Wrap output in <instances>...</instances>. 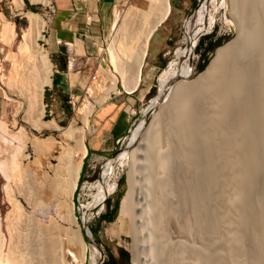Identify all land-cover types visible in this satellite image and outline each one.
<instances>
[{"label": "bare ground", "instance_id": "6f19581e", "mask_svg": "<svg viewBox=\"0 0 264 264\" xmlns=\"http://www.w3.org/2000/svg\"><path fill=\"white\" fill-rule=\"evenodd\" d=\"M43 1L47 3L51 0ZM125 2L128 5L122 12L118 6L115 9L111 55L116 62L117 71L119 70L125 78L126 87L133 91L141 83L152 35L169 15L172 7L170 0H149L147 8ZM18 4L23 8L24 0H18ZM246 13L252 26L260 24L264 29V20L258 19V9L255 5L247 8ZM27 14L29 25L24 31V42L20 46L21 61L18 63L15 61L8 80L10 84L16 85L19 94L23 96L21 108L27 103V117L36 127L39 129L61 127L55 119L44 118V89L46 85L52 83L54 69L49 50L37 43V36L43 35L42 29L48 20L33 10L27 11ZM195 16L193 14L185 19V44L174 49L170 64L163 73V78L167 79V82L161 86L160 95L153 100V104H159L160 109L154 113L149 125L141 122L135 126L130 139V142H133L139 133L144 132L146 139L152 137L155 138V142L160 141L162 139V133L158 129L160 121L167 118L168 122L176 120L181 112L192 118L199 117L200 125L203 126L192 128L184 135L187 139L194 140L189 150L192 156L191 174H188L190 170L179 167L170 156L151 159L147 167L149 175L146 174L150 184L145 193L152 198L153 204L150 202L148 210L154 208L163 223L171 221L177 236L176 251L172 252L176 264H250V261H253V264H264V173L257 174L258 191L250 192L256 205L252 220L246 205L237 198L231 200L229 196V188L237 184L236 178L240 176L232 170L234 165H238L234 157L242 153L241 149L230 143L238 145L242 139L249 146L255 143L264 144V136L261 135L264 134V30L254 53L248 43L249 39L240 33L236 38L217 48L206 69L198 76L183 79L182 75L191 71L196 57L195 46L199 39L197 31L200 27ZM135 24H140V30L134 28ZM214 24L212 13L207 25L212 27ZM11 32L14 34L12 27ZM246 52L252 57L251 62ZM246 64H249V68L245 73ZM235 75H253V83L241 82L243 85L241 95L234 103L227 100L225 106L214 113H209L205 109L190 112L185 108L184 102L187 98L199 96H204L213 105L219 104L218 96L222 97L226 93L225 88ZM97 76V73L93 74L94 79ZM100 80L102 81L100 89L104 92L102 99L108 98L112 92L119 91L117 74L105 67L101 69ZM230 125H233L234 130ZM168 126L169 124L166 125L167 129ZM257 126L261 129L258 130ZM64 129L68 134H74V128L71 129L69 126ZM173 133L174 131L169 128L168 134ZM81 139L82 147L87 151L84 134ZM34 144L42 151H50L56 147L62 149L58 156V164L53 166L56 179L43 176L39 180L40 184L33 183L34 179L24 176L21 161L16 160V157L7 163V171L9 170L10 175L16 180L19 179L20 194L29 205L35 204L36 201L38 204L42 202L46 184L55 195H66V202L60 211L61 216L76 228H72V225L66 226L67 224H63L61 220L59 223L51 218H43L32 210L28 211L16 197H12L14 218L8 220L12 251L8 255L5 253V256L0 255V261L3 264H67V250L75 243H80L78 256L84 264L88 244L82 234L73 199L83 165L82 160L76 159L78 148L52 135L43 140H34ZM213 152H216V155H212ZM120 153L121 151L103 169L105 173L107 172L106 176L102 171V177L95 183L97 191L92 200L87 203L81 202L82 218L85 221L95 214V212L93 214L95 209H99L102 199L117 190L118 177L111 164L117 161ZM253 155L258 156L256 148ZM121 157L123 164L131 155L125 153ZM252 159H255V156ZM155 165L158 166L157 171ZM135 172L130 173V188L122 198L120 212L122 216H129L132 219L134 235L137 238L136 234L141 226L138 209L142 208V198L138 194L140 187ZM153 190L155 194L152 197ZM88 232L92 234L91 229ZM178 232L181 236L179 249ZM93 245L94 243L91 244ZM99 260L100 256L96 250L92 264H99Z\"/></svg>", "mask_w": 264, "mask_h": 264}, {"label": "rangeland", "instance_id": "374dc122", "mask_svg": "<svg viewBox=\"0 0 264 264\" xmlns=\"http://www.w3.org/2000/svg\"><path fill=\"white\" fill-rule=\"evenodd\" d=\"M125 1L138 7L147 8L149 6V0H120L115 5H112L111 22L106 37L103 39L100 53L96 54L94 60V63H97L98 60L102 62L99 63L98 68L94 71L98 76L94 79L93 73L88 80V84L84 86L85 88L83 86H77L76 90L73 92L58 93V95L54 94L53 96L56 97V99H54L51 93L47 90L48 85L50 86L53 84L54 77L56 76L54 75V60L49 52L54 71L52 74V83L46 85L44 89V118L47 120L55 119L61 127L39 129L34 125L33 121L27 117V103L21 108V100L24 98L19 94L16 85L14 86L9 83L10 81L8 80V77L11 70H13L15 61H17L16 63L21 61L22 56L20 53V46L24 42V31L29 25L27 11H36L48 20L47 24L42 29L43 35L40 34L37 36V43L49 50L48 45L45 42L47 40V29L51 24L54 0L47 3L43 0H24L23 8H20L18 0H1L0 30H2V25L5 34H7V38H9L10 35L13 36L15 34V36L10 42L9 47L0 54V228L2 229H0V255L5 256L12 251L10 250L8 230V220L14 218V200L12 197H16L23 208L28 211L32 210L43 218H51L53 221L59 223L61 220V222L63 221V224H67L66 226L72 225V228H76V226L71 224L69 220L67 221L61 216L62 212L60 211L62 210V205L66 202V195H55L54 192H52L51 187L46 184L42 195V202L40 201L38 204V201H36L35 203L37 204L36 206L39 207H35V204L33 203L34 206L32 204L29 205L20 194L21 184L20 181H18L19 179L16 180L13 175H10L9 170L7 171V163L12 158L16 157V160L21 161V166L24 170L23 174H25L24 176L32 180L34 179L33 183L36 184H40L39 180L43 176H48L50 179H56V173L53 166L58 164V156L62 153V149L56 147V149L50 151H42L35 146L34 140H43L51 135L55 136L57 139L78 148L76 159L79 160L81 156L80 149L83 144L81 139L83 134L84 141L88 144L91 134L95 132L97 126L109 124V117L113 113L109 114L108 118L101 121L100 118L97 117V114L100 112L98 110L101 107H105L107 103L112 100L118 99L121 101V96L126 94H114L119 92L116 91L112 92L108 98L102 99L104 92L100 89L102 85L100 72L101 69L105 67L108 71L117 74L118 87L127 88L125 78L122 77L123 75L120 74L121 72H119V70L117 71L116 62L112 59L113 57L111 55V48L114 39L112 26L116 19L115 9L118 6L119 11L122 12L124 7L128 5ZM170 2L172 4V0H170ZM29 4L33 7H30ZM251 5L257 7L258 19L263 21L264 0H198L196 7L191 10L189 16H183L182 19L178 17V25L171 33L173 41L167 47L162 49L158 63H152V56L148 51V56L143 66L141 83L139 84V87L131 91L132 94H129L138 97L135 105L130 109L133 113L130 126L126 132L117 139L115 147H112L106 152H99L97 155L88 156L89 158L85 161L84 168L81 170V175L78 180L77 188L74 191L73 199L75 203V211L78 216L77 219L80 223L84 239L88 244L87 257L85 258L84 264H92L96 250L100 258H102V264L109 260L110 254L117 256L120 260V264L177 263L175 258H173V253H175L177 246L175 243L177 236L176 231L172 227L171 221L169 220L168 222L163 223L160 221L157 213H155L154 208L148 210L152 198L145 193L150 184V180L147 181L146 176V174L149 175V173H147L149 170L147 167L148 164L150 165L151 159L170 156L179 167L184 170H190L191 172L188 174H191L192 156L189 150L191 149L190 144L191 142H194V140L187 139L184 135L189 132L190 129H196L195 127L202 126L200 125L201 119L199 117L192 118L181 112L176 120L173 119L168 122L167 118L165 121H160L158 129L162 133V139L156 142L155 138L152 137L146 139L144 137V132L139 133L137 138L133 142H130L131 136L133 135L132 132H134L135 126L141 122L149 125L154 117V113L160 109L159 104H153V100L160 95L161 86L165 85L167 82V79L163 78V73L170 64L174 49L179 45L185 44V19L190 17L196 10L194 15H196L195 17L198 20V25L200 27L197 31L200 37L198 36L199 39L195 46L196 57L193 61L191 71L182 75L183 79H193L206 69L219 46L236 38L240 33L243 37L249 39L248 43L252 47L253 53L256 51L257 43L262 37L264 29L263 27L261 28L260 24L254 26L250 24V17L247 15L246 9H250ZM212 13L214 14L215 24L212 27H209L207 24L209 22V16ZM1 22H4V24H1ZM10 22H13L14 25L10 24ZM11 27L15 28L14 34L11 32ZM134 28L136 30L139 28L140 30V24H135ZM209 36H212L215 40L225 38L226 36L227 38L224 39L225 41L215 49H209ZM175 39L178 41L174 42ZM202 40H204V42L200 46ZM246 55L251 62L252 57L247 52ZM205 61H207V64L204 69H199V66ZM248 68L249 64H246L244 66L245 73L248 71ZM252 76L253 75L233 76L228 86L226 88L223 87L226 89V93H224L222 97L218 96L219 104L217 105H213L210 100L206 99L204 96H199L187 98L184 102L185 108L190 112L205 109L209 113H214L224 107L227 100H232L234 103V100L238 99L241 95L243 88L241 82L245 81L252 84ZM5 106L6 109H4ZM145 114H150L147 119ZM231 114H233V112H231ZM167 124H169L168 129L171 128L174 131L173 134H168V129L166 128ZM131 125L132 128L130 129ZM69 126L71 129L74 128L75 130L73 135L68 134L64 129ZM230 128L234 130L233 125H230ZM257 129L260 130V126H257ZM261 135L264 136L262 133ZM230 144L241 149L242 153L239 155L237 154L234 157L236 160L235 163L238 165H234L232 170L239 173L240 176L236 178L237 184L229 188V196L231 200L237 198L241 203L246 205L250 220H252L256 205L254 204V197L251 196L250 192L258 191L257 174L264 173V144L257 145V143H255L254 145L249 146L246 145L242 139L239 140L238 145H235L234 143ZM255 148L258 151V156L253 155ZM117 150L119 152L121 151V156L127 153L131 155V158H128L129 160L125 159L122 164V161L120 160L122 157L120 156L117 161L111 164L118 177V188L114 193L101 200L98 209V211L101 209L99 214L93 218H91L93 215L89 217L91 218L89 225L93 238L103 249V255L101 256V251L98 245L94 243V245L91 246L85 237L84 226L81 221V216H83L81 202L87 203L89 200H92L94 193L97 191L95 183L99 180V174L107 166L110 160L113 159L112 155ZM212 155H216V152H213ZM253 156H255V159H252ZM110 166L108 168H110ZM157 167L158 166L155 165L156 171ZM132 171L138 176V187H140L138 194L142 198V208L140 207V209H138L141 226L138 234H136L137 238L134 235L132 219L129 216H122L120 212L122 198L130 188V173H132ZM106 173L103 171L105 176ZM233 175L235 176L234 173ZM154 194L155 191L153 190L151 196L153 197ZM117 199H120V206L116 218L114 220L102 219V215L107 211L108 205L110 204L111 207L114 206ZM104 203L105 205L102 209ZM180 239L181 236L178 232V249L180 246ZM80 248V243H75L69 248L70 251L67 250V264H82V260L80 256H78L80 254L78 252L80 251ZM73 249L76 252H73ZM121 249H124L128 253L122 254ZM0 264H3V262L0 261ZM250 264H253V261H250Z\"/></svg>", "mask_w": 264, "mask_h": 264}, {"label": "crops", "instance_id": "0c3cea01", "mask_svg": "<svg viewBox=\"0 0 264 264\" xmlns=\"http://www.w3.org/2000/svg\"><path fill=\"white\" fill-rule=\"evenodd\" d=\"M119 1L54 0L51 24L47 29L45 42L55 65L54 82L47 88L52 96L58 95V93L73 92L77 86L84 87L88 84L91 75L98 68L99 63H102L99 60L94 63V60L96 54L100 53L103 39L106 37L111 22V7ZM197 1L172 0L169 15L155 30L150 40L151 43H149L152 63H158L162 49L173 41L171 33L178 25V17L182 19L183 16H189L191 10L196 7ZM2 23L4 24V22ZM2 27L1 25L0 34L3 35H0V54L9 47L15 36L10 35L7 38ZM177 41V39L174 40V42ZM123 93L126 95L121 96V101L112 100L98 110L100 112L97 117L101 121L108 118L109 114H113L109 117V124L97 126L95 132L91 134L89 142L86 144L87 151L83 147L80 149L79 160L83 161L81 170H83L88 156L97 155L99 152H106L115 147L117 139L130 126L133 115L130 109L135 105L138 97L129 95L132 94L131 91L121 87H119V92L114 94L122 95ZM53 97L56 99L55 96Z\"/></svg>", "mask_w": 264, "mask_h": 264}, {"label": "trees", "instance_id": "16d2710c", "mask_svg": "<svg viewBox=\"0 0 264 264\" xmlns=\"http://www.w3.org/2000/svg\"><path fill=\"white\" fill-rule=\"evenodd\" d=\"M30 7H33L32 5L29 4ZM213 36V35H212ZM212 36L210 37V41L208 44V48L209 49H215L217 46L221 45L227 38V36L225 38H220L218 40L213 39ZM204 40H202L200 42V46L203 44ZM206 60V59H205ZM207 61H205L204 63H202L199 66V69H204V67L206 66ZM49 93V92H48ZM109 201V200H108ZM119 206H120V199H117L114 203V206L111 207V205H108V209L107 211L102 215V219H106V220H114L116 218V215L118 213L119 210ZM121 253L122 254H126L128 253L127 251H125L124 249H121ZM104 264H120V260L117 256H115L114 254H110L109 260L105 261Z\"/></svg>", "mask_w": 264, "mask_h": 264}, {"label": "water", "instance_id": "95a60500", "mask_svg": "<svg viewBox=\"0 0 264 264\" xmlns=\"http://www.w3.org/2000/svg\"><path fill=\"white\" fill-rule=\"evenodd\" d=\"M196 11V10H195ZM195 11L191 14V15H193L194 13H195ZM149 115L150 114H145V117H146V119L149 117ZM118 153H119V151L117 150L116 152H114L113 153V155H112V158L114 159V158H116L117 157V155H118ZM102 177V171H101V173L99 174V178H101ZM108 198V197H107ZM107 200V199H106ZM106 202V201H105ZM104 205H105V203L103 204V207H102V209L104 208ZM100 211H101V209H100ZM100 211H98V210H94L93 211V214H94V212H95V214L91 217V218H93L94 216H96L97 214H99V212ZM91 218H89L87 221H85L83 218H82V216H81V221H82V223H83V226H84V233H85V237H86V239H87V241L90 243V245L91 244H93V243H95V244H97L98 245V247L100 248V251H101V256L103 255V249L101 248V246L97 243V241L93 238V235L92 234H89V232H88V230H90V225H89V222H90V219ZM99 264H102V258H100V260H99Z\"/></svg>", "mask_w": 264, "mask_h": 264}, {"label": "built area", "instance_id": "2783aa9c", "mask_svg": "<svg viewBox=\"0 0 264 264\" xmlns=\"http://www.w3.org/2000/svg\"><path fill=\"white\" fill-rule=\"evenodd\" d=\"M132 128V125H131V127H130V129Z\"/></svg>", "mask_w": 264, "mask_h": 264}]
</instances>
